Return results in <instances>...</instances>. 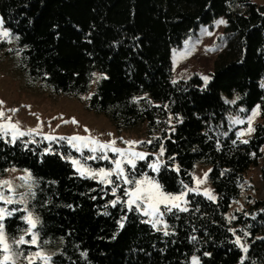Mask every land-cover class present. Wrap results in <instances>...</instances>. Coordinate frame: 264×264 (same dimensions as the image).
Returning a JSON list of instances; mask_svg holds the SVG:
<instances>
[{
	"label": "trees",
	"instance_id": "1",
	"mask_svg": "<svg viewBox=\"0 0 264 264\" xmlns=\"http://www.w3.org/2000/svg\"><path fill=\"white\" fill-rule=\"evenodd\" d=\"M220 16L227 22L225 46L208 84L196 74L173 83L172 48ZM0 17L12 34L0 41V52L15 61L28 86L82 101L117 130L144 123L149 154L134 172L126 166L130 177L148 175L163 191L178 193L192 186L202 163L217 195L212 201L189 192L187 211H164L165 229H155L128 209L122 182L113 195V185L73 168L70 158L110 166L87 160L88 150L82 154L64 139L0 140V177L10 168L31 173L35 197L26 208L39 217L40 248L54 264H191L193 255L200 264H240L242 257L244 264H264V199L252 195L247 178L258 167L264 183V122L255 123L247 144L231 123L257 105L264 119V0H0ZM156 153L158 172L148 167ZM240 199L245 206L228 217ZM25 214L6 217L8 236L24 234Z\"/></svg>",
	"mask_w": 264,
	"mask_h": 264
},
{
	"label": "rangeland",
	"instance_id": "2",
	"mask_svg": "<svg viewBox=\"0 0 264 264\" xmlns=\"http://www.w3.org/2000/svg\"><path fill=\"white\" fill-rule=\"evenodd\" d=\"M253 1L258 4L263 3V0ZM221 19L225 20L223 16H220L213 19L210 23L202 24L195 33L189 34L183 40L180 46L172 48L170 60L173 80L185 79L194 74L198 75L199 77L207 76L210 78V74L215 68V61L217 60L219 53L224 50L225 46V41L222 38V35L224 34L226 24L216 23ZM3 27L9 31V29H7L4 24ZM3 40L10 41L11 36ZM186 50H190L189 54H187L186 56L182 55V53H184ZM262 85H264V79L262 80ZM0 101L3 102L2 104H0V111H3L5 113L3 120H0V122H6L10 117L11 122H18L19 129L21 131L28 132L30 129L38 128L37 132L33 133L32 135H28V137L32 139H44L45 136H51L54 139H44L45 141L50 142L61 139V137H63L64 140L68 143V138L72 136H91L98 139L102 143H107L109 141L115 140V147L121 149L128 148V145L123 141L132 140L144 142L147 140L144 123H141L133 128L117 130L114 124L106 116L87 111L82 101L66 98L64 96H56L47 91H40L37 87L28 86L23 74H21L16 68L15 61L10 57L5 56L2 52H0ZM12 109H17L18 111L14 113L11 111ZM251 112L249 113V115L251 114ZM247 117H245L244 119H240L246 120ZM236 118L239 117L233 116L232 120ZM260 120L264 122V119H261L260 117L259 111V114L254 117L253 127L255 123ZM72 121H76V123H73ZM236 126L237 132L246 129L247 123L239 124ZM85 129H88V131H85ZM249 136L250 135H244L239 139L241 141L247 140ZM85 150L87 149H84L83 151ZM133 150L149 154V152L144 149L142 144L136 145ZM109 156L112 157V153H109ZM154 157V162L159 165L161 162L160 154L156 153ZM69 160L71 163L72 160H79L84 167L91 168L93 171H98L100 168L110 169L111 167H113V165L108 161L104 162H108L110 166L103 165L99 168H95L93 166L85 164L80 159L70 158ZM263 162L264 157L261 160V163ZM72 166L76 170V166L73 165V163ZM25 170L27 169L10 168L8 169L5 176L0 177V180H9L13 183V185H22L24 184V181L21 179V177H25L28 173H30L28 170L27 172ZM125 171L127 172L126 166ZM208 171L209 167L207 165L198 163L196 164L192 172V186H186L182 191L178 193L164 192L173 195H180L184 193L185 195L183 197V200L176 202L179 203L181 207H186L187 194L189 192L201 194L205 198L209 199L208 196L204 195V192L208 190L209 194L215 198L209 200L215 201L217 199V195L208 179ZM205 173H207L206 179ZM143 176H141L140 178H143ZM148 177L150 179H153L150 176ZM247 178L250 179L251 182L255 185L256 191L253 192L254 194L252 193V195H254V197L257 199L263 200L264 183L260 178L259 168L257 167L249 169ZM95 179L100 181L99 176H97ZM198 179L204 180V183L198 185L196 182ZM31 180L29 181L30 184ZM126 186L131 187V185ZM189 189H194L195 191H189ZM26 191L27 187L17 188V192L23 193ZM16 198L19 199V197ZM18 205L26 208V204ZM244 206L245 204L243 200H238L237 202L232 204L227 216H231L232 209L240 211ZM0 207L7 208L9 210L14 208L13 205H7L3 202H0ZM161 212L163 214L160 218V222L156 225L155 229H165L163 206H161ZM25 215H27V212ZM145 218L152 225L153 218L148 216H145ZM37 250H42L43 253L51 256L50 252L41 248L35 249L31 253H34ZM194 256L197 257L196 255H193L190 258L191 264L192 258Z\"/></svg>",
	"mask_w": 264,
	"mask_h": 264
},
{
	"label": "snow or ice",
	"instance_id": "3",
	"mask_svg": "<svg viewBox=\"0 0 264 264\" xmlns=\"http://www.w3.org/2000/svg\"><path fill=\"white\" fill-rule=\"evenodd\" d=\"M3 19H0V40L10 37L12 34L10 31L6 30L3 27ZM217 24H226L227 22L223 19L216 22ZM17 40L19 37H15ZM190 50H186L182 55L186 56L189 54ZM106 78V77H105ZM201 79L204 81L205 86L209 82V77L203 76ZM173 83H176L174 80ZM264 86V85H262ZM239 99V97H237ZM236 101H226V103H235ZM3 102L0 101V104ZM12 112L18 111L17 109H12ZM241 112L246 111L245 109H240ZM260 106L257 105L247 117L246 120L236 118L231 120L233 126L247 123V128L237 131L235 133L237 139L244 135H251L256 129L253 127L254 117L259 114ZM5 113L0 111V120H3ZM76 123V121H72ZM231 130V129H229ZM37 129H30L28 132L21 131L19 129L18 122H11L9 117L6 122H0V140H4L5 143L16 144L24 136L32 135L37 132ZM88 131V129H85ZM111 135V134H109ZM227 135V133H223ZM10 137V139H9ZM45 140L54 139L51 136H45ZM61 139H64L61 137ZM23 143V141H21ZM128 145V148L121 149L115 147V140L109 141L107 143H102L98 139L91 136H72L68 138V143L76 151L83 154V150L87 149L92 155L87 156V160H103L108 161L113 165L110 169L100 168L98 171H93L91 168L84 167L79 160H72L73 165L76 166V170L80 173L81 176L85 178L95 179L97 176L100 177V183L106 185H113L112 192L113 195L116 194V190L120 187V183L123 185H131V187H124L123 193L127 199L124 203L127 205L128 209L136 210L144 216L152 217V226L155 228L156 225L160 222L162 216L161 206H163L164 211L171 212L174 208L179 209L180 211H187L186 207H181L177 201H182L184 193L180 195L167 194L162 190V186L153 179H150L147 175H144L143 178H134L130 177L129 174L125 171V166H128L133 172L137 167V161L145 160L147 158L146 153L134 151L136 145L144 143L143 141H123ZM248 140H243L242 143L247 144ZM151 143V141H148ZM235 144L236 141H233ZM26 146V145H25ZM219 150V148H218ZM163 147H161L160 154L163 155ZM109 153H112V157L109 156ZM148 167L152 171H159V165L156 162L150 163ZM27 172V170H25ZM115 177L113 180L112 178ZM207 178V173H205V179ZM24 181L22 185H13L9 180H0V202H3L7 205L14 204H26L29 197L34 198L35 193L32 192V185L29 183L31 180V173H28L25 177H21ZM197 184L204 183V180H197ZM18 187H27L26 192H17ZM189 191H195L194 189H189ZM204 195L208 196L209 199H215L209 194V191L206 190ZM16 197H19L17 199ZM119 201L113 200L112 205L115 206ZM16 212H27V215L21 217V219L26 223L27 227L21 231L24 233L18 238L14 236H8L6 233V217H13ZM148 222V221H145ZM39 223V217L33 215L32 212L28 211L27 208H12L11 210L0 207V264H54L51 256L43 253L42 250H37L34 253L29 252L23 246H28V248H40L39 243V234L34 231L37 228ZM123 227L121 222L119 225ZM235 234V230H232ZM167 231L164 232V235H168ZM248 235V233H245ZM29 236L30 239L25 237ZM195 237H193V240ZM264 239V238H262ZM45 243H47L45 241ZM235 243L240 246L244 253L248 252V247L245 244L241 243L240 237H237ZM86 255V253H82ZM209 255V253H205ZM244 257L241 258L240 264H244ZM192 264H199L198 257L192 258Z\"/></svg>",
	"mask_w": 264,
	"mask_h": 264
}]
</instances>
